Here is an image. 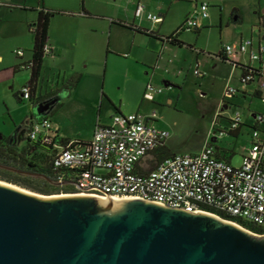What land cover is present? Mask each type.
Listing matches in <instances>:
<instances>
[{
  "label": "built area",
  "instance_id": "obj_1",
  "mask_svg": "<svg viewBox=\"0 0 264 264\" xmlns=\"http://www.w3.org/2000/svg\"><path fill=\"white\" fill-rule=\"evenodd\" d=\"M133 12L137 18L161 20L159 14L147 11L141 2L135 4ZM207 16V3L197 2L193 11L185 16L182 30H193ZM42 51L50 54L47 42ZM222 51L227 58L236 59L244 54L249 61H258L255 67L243 64L250 68L241 71L239 81L243 86L252 83L264 104V62L260 61L264 45L254 44L248 37L232 46L225 45ZM13 52L17 56L23 53L20 48ZM29 65V61L20 63L19 68L27 69ZM193 73L201 74L196 68ZM161 91L162 87L148 85L143 98L152 100L154 93ZM236 91L234 86L224 87L218 103L220 109L230 105L229 98ZM20 92L22 98H28L27 85L24 84ZM217 115H221L220 112ZM154 118L153 111L143 116L138 112L114 113L109 124L94 125L84 145H73L69 141L61 146L52 142L55 152L51 165L56 170V181L67 178L75 194L137 198L188 212L224 214L264 230V115L253 113L249 143L243 147L236 166L216 155L217 150L209 143L195 153H170L155 159L154 151L164 145L168 131L156 126ZM227 118L225 126L215 129V137L232 132L240 124L238 111ZM25 135L51 142L50 120L43 117L28 123Z\"/></svg>",
  "mask_w": 264,
  "mask_h": 264
},
{
  "label": "rangeland",
  "instance_id": "obj_2",
  "mask_svg": "<svg viewBox=\"0 0 264 264\" xmlns=\"http://www.w3.org/2000/svg\"><path fill=\"white\" fill-rule=\"evenodd\" d=\"M10 1L14 3L22 0ZM25 2L34 6L37 4V0ZM208 10L211 18H205L203 24L196 27L197 31L180 32L182 41L190 47L164 44L160 48L155 38L143 37L136 32L121 31L126 34L128 41H133L132 50L125 54L111 52L107 61L104 58L97 67L84 69L92 78L85 81L83 89L92 93L95 99L89 111H70L69 107L74 102L77 104L80 101L79 95L83 94L76 97L65 96L66 91L59 82L60 92L57 97L62 105L55 111V116L61 121V126L69 135L68 138H77V133L81 135L80 137L86 136L97 120L109 124L111 116L116 112L114 108H118L124 113L137 110L142 116L153 111L156 119L153 123L168 131L166 141L169 143V153H195L204 144L210 143L211 137L216 134L213 131L220 120V117L214 115V112H221L216 104L217 100L221 98L226 85L237 84V70L233 72L231 63L222 61L215 55L225 45H234L240 34L242 38H248L249 33L253 31L252 39L256 42V31L262 30L263 24L261 19L257 21L255 14L248 10L244 12L241 22H232L224 12L218 15L216 8L212 6ZM168 18L170 21L173 20L172 16ZM56 20L58 19H53L51 24H56ZM261 42L264 44V39H261ZM137 52L139 53L136 54ZM154 53L161 55V60L156 63L157 67L154 66L155 62L153 64ZM28 55L29 52L26 51L25 56ZM137 55L142 56L143 60L137 58ZM247 58L246 55L239 56L240 61H247ZM252 61L256 64V61ZM195 68L199 70L200 75L193 73ZM21 71L27 76L28 69ZM21 81L22 78L17 75L15 82ZM39 81L44 83L40 79ZM165 83H168V86H164ZM9 85H6L7 90L4 91L3 102L0 103L2 136L12 135L18 131V128L27 121L28 114L26 99L18 102L15 95L9 93ZM148 85L153 88L162 87V92L154 93L155 97L152 100L144 99L143 93ZM101 91L103 97H100ZM229 102L230 105L224 109L225 116H233L238 111L243 123L252 121L250 112L264 115V104L255 96L245 99L238 96L230 97ZM223 123L225 122L222 120ZM245 125L241 126L235 141L233 137L223 135L215 137V141L211 142L232 152V154L226 152L224 155H230L229 162L234 166L239 165L243 147L249 143L251 124ZM0 181L20 187L1 179Z\"/></svg>",
  "mask_w": 264,
  "mask_h": 264
},
{
  "label": "water",
  "instance_id": "obj_3",
  "mask_svg": "<svg viewBox=\"0 0 264 264\" xmlns=\"http://www.w3.org/2000/svg\"><path fill=\"white\" fill-rule=\"evenodd\" d=\"M0 264H264V234L209 212L0 181Z\"/></svg>",
  "mask_w": 264,
  "mask_h": 264
},
{
  "label": "crops",
  "instance_id": "obj_4",
  "mask_svg": "<svg viewBox=\"0 0 264 264\" xmlns=\"http://www.w3.org/2000/svg\"><path fill=\"white\" fill-rule=\"evenodd\" d=\"M200 1L207 3L208 16L206 18H211V14H209L208 10L211 6L216 8L218 15H220L221 12L227 14L232 22H241L246 10L255 14L257 21L261 19L260 21L263 27L262 30L257 29L256 31V42L252 39L253 31L249 33V37L253 40L254 44L258 42L263 44L261 39H264V0H37L36 6L28 3L26 4L25 0L14 3L10 0L0 1V103L3 102V94L4 91L7 90L6 85L8 84H10L8 87L9 93L15 95V99L18 102L24 99L19 94V90L28 80L29 69L26 76V73L23 74L21 71L23 68H19V65L20 63L30 60V48L32 46L33 37L29 31V26L36 20L37 7L39 4L46 9L56 10L58 13L52 15L48 21L46 42L49 44L51 52L50 54L44 55L42 58L36 85L33 90V97L26 99L28 108L27 119L29 117V112L33 108L35 98L38 95H43L57 89L59 87V82L60 85H63L65 80L73 73H79L80 78L75 87L70 89L65 96L71 97L75 95L76 97L79 94L83 95H79L80 101L77 104H74V102L71 106L69 105V110H78L81 112L89 111L94 105L95 99L92 93H88V91H84L83 89L85 81L90 77L92 78V75L86 73L87 71H84V69L97 67L104 58H106L105 60L107 61V57L111 52H122L125 54L132 50L133 41H128L125 36L126 34L121 31L136 32L142 34L143 37H152L133 30V26L155 33L159 37H164L173 32L181 24L185 16L193 11L195 4ZM137 2H141L147 11L159 14L161 20L152 22L144 17H135L133 10ZM169 16H172L173 20L170 21L168 18ZM233 17L235 18L233 19ZM53 19H58L54 25L51 24ZM204 19L200 21L199 25L203 24ZM196 27L193 30H195ZM180 34L181 33L178 34L177 38L182 41ZM241 36L240 34L238 41L239 38H242ZM155 39L159 42L160 48H162L164 44H167L157 38ZM16 48H20L23 51L21 56L12 53V50ZM26 51L29 52L28 56H25ZM138 53L139 52L136 54ZM154 54L153 64L155 62L154 66H156V63L161 60V55ZM241 55L244 54H240L236 57L240 64L249 63L251 66H257L258 61H256V64L249 60L240 61L239 56ZM138 56L140 55H137V58L143 60L142 56ZM45 57H47L46 60ZM260 61L264 62V52L260 55ZM231 66L233 72L237 70V84L231 85L234 86L237 91L232 97L238 96L245 99L246 97L255 96L260 99L252 83L243 86L239 81L242 71L241 68L233 64H231ZM17 75L22 78L20 83L15 82ZM39 79L44 81V83L40 82ZM81 91L85 93H81ZM154 97L155 95H153V98ZM219 100L220 99L217 100V105ZM61 105L62 103L56 111ZM227 107L224 106L220 109L221 116L226 115L224 109ZM134 112L138 111L135 110ZM115 113L126 114L120 111V109ZM217 113L218 112H214V115ZM253 113L254 112H250V119ZM48 118L51 122L52 130L56 131L58 136L68 138L69 135L65 132V128L61 126V121L55 116V112ZM220 120L217 126H225L226 121L221 117ZM222 120L225 123L222 124ZM154 121H156L155 118ZM249 121L243 123L240 116V124L237 128L225 135L233 137V141H235L239 135L241 126L248 123L249 125L252 124V121ZM96 122L104 124L99 120ZM93 127L86 136L80 137L81 135L77 133V138L88 141L91 137ZM216 138L215 135L212 136L209 144L212 147L220 148L211 143L215 141ZM166 140L167 138L164 141V146L166 150H168L169 143H167Z\"/></svg>",
  "mask_w": 264,
  "mask_h": 264
},
{
  "label": "trees",
  "instance_id": "obj_5",
  "mask_svg": "<svg viewBox=\"0 0 264 264\" xmlns=\"http://www.w3.org/2000/svg\"><path fill=\"white\" fill-rule=\"evenodd\" d=\"M58 13L56 10L46 9L40 4L37 7V17L35 22L29 26V31L32 34L33 41L32 46L30 48V65L27 69H29V77L25 85L29 88V96L27 99L33 97V90L36 85V80L39 74L40 65L42 62V58L45 55L42 51V46L46 42L47 38V26L49 18ZM235 13V12H234ZM183 22V21H182ZM181 22V24H182ZM181 24L169 35L164 37H159L155 33L146 31L145 29L139 27H133L132 29L138 32L145 33L149 36L155 37L162 42H166L167 44L182 46L190 45L184 43L183 41L177 38L178 34L182 31ZM131 27V26H129ZM197 31L196 29L194 32ZM217 57L222 61H228L231 64L236 65V67L243 69L250 68L249 66L240 64L236 61L235 58H227L224 56L222 48L218 50ZM80 78L79 73H73L70 77H68L63 83L62 87L65 89V94L68 93L70 89L75 87ZM257 95L259 94L257 90H255ZM60 92V88L49 91L43 95H38L35 98V102L44 97H48L49 99H53L54 101L49 105V107L45 111V115L39 118H35L32 114V111L29 112L30 119L18 128V131L13 132L12 135L2 136L0 133V179L16 184L20 187L26 188L30 191L40 193V194H55V193H72L75 191L73 184L71 183H61L57 184L52 181H56V170L52 168L51 158L55 152V148L52 146V142H55L58 145H65L69 141H72L73 145H84L86 141L76 139H69L65 137L58 136L56 131H53L52 141L51 142H42L39 138L33 140L25 135L26 126L28 123L41 119L43 117H49L56 111V109L60 106L61 102L59 101L57 94ZM21 95V92L19 93ZM104 94L101 91L100 97H103ZM22 97V96H21ZM34 102V105L36 104ZM116 111L118 108H114ZM217 117H221L225 121H228V118L225 116L217 115ZM49 119V118H48ZM253 126V125H252ZM22 140V144L20 141ZM216 155L220 156L228 160L229 156H225L226 152H230L228 149L224 148H216ZM159 155V158L170 154L168 150H166L165 146H160L154 152ZM158 158V159H159ZM67 173H65L66 176ZM68 181L67 178L64 179ZM220 218L230 220L232 222L237 223L249 231L262 234L264 230L252 226L246 222H242L240 220L231 218L224 214H218Z\"/></svg>",
  "mask_w": 264,
  "mask_h": 264
},
{
  "label": "flooded vegetation",
  "instance_id": "obj_6",
  "mask_svg": "<svg viewBox=\"0 0 264 264\" xmlns=\"http://www.w3.org/2000/svg\"><path fill=\"white\" fill-rule=\"evenodd\" d=\"M49 100H50V99H49L48 97H44V98H42V99H40V100H37V101L35 102L36 104L34 105V107H35L38 103L46 102V101H49ZM34 107H33V108H34ZM32 114H33V112H32ZM155 151H156V150H155ZM155 151H154V152H155ZM154 158H155V159H158V158H159V155L154 153Z\"/></svg>",
  "mask_w": 264,
  "mask_h": 264
},
{
  "label": "bare ground",
  "instance_id": "obj_7",
  "mask_svg": "<svg viewBox=\"0 0 264 264\" xmlns=\"http://www.w3.org/2000/svg\"><path fill=\"white\" fill-rule=\"evenodd\" d=\"M93 196H97V197H99V198H101L102 200H115V199H113V198H109V197H101V196H98V195H93Z\"/></svg>",
  "mask_w": 264,
  "mask_h": 264
}]
</instances>
